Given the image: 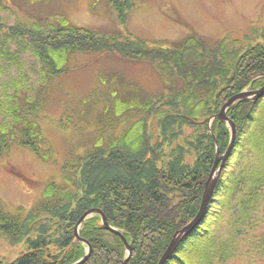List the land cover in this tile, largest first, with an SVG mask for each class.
Wrapping results in <instances>:
<instances>
[{
  "label": "trees",
  "instance_id": "16d2710c",
  "mask_svg": "<svg viewBox=\"0 0 264 264\" xmlns=\"http://www.w3.org/2000/svg\"><path fill=\"white\" fill-rule=\"evenodd\" d=\"M112 4L124 24V7L130 1L112 0ZM163 45L130 34L78 27L66 18L12 26L0 19V57L19 64V57L30 52L40 62L47 82L65 74L71 58L79 53H115L126 60L147 61L168 82H183L171 95L139 107L138 115L144 116L108 146L97 141L66 169L61 183L46 185L35 208L18 207L11 212L0 200V234L12 244L27 245V253L0 264L78 262L86 254L84 245L62 257L74 241L78 220L94 208L102 210L109 224L133 244L128 264H159L175 232L196 217L216 159L215 139L223 155L231 133L218 120L210 134L207 123L195 124L191 119L213 117L234 95L264 85V44L247 47L225 38L212 49L191 36L170 47ZM46 83L36 97L26 96L9 107L12 122L0 123L1 149L25 147L41 161L50 160L41 114ZM22 85L17 86L13 100H18ZM118 102V115L137 107L134 102ZM228 115L238 128L232 153L205 217L166 264H226L239 256L247 235L256 237L254 231L264 223V97L255 104L239 103ZM185 126L194 128V134L185 136ZM188 155L194 156L193 163L187 162ZM99 220L92 217L80 230L93 247L85 264H122L126 258L123 238L99 228ZM251 243L262 246L264 233Z\"/></svg>",
  "mask_w": 264,
  "mask_h": 264
},
{
  "label": "rangeland",
  "instance_id": "374dc122",
  "mask_svg": "<svg viewBox=\"0 0 264 264\" xmlns=\"http://www.w3.org/2000/svg\"><path fill=\"white\" fill-rule=\"evenodd\" d=\"M117 1H130V6L124 7V24L112 0H0V19L12 26L17 22L51 23L66 18L78 27L130 34L151 43L163 42L166 47L191 36L212 49L225 38L247 47L264 44V0ZM68 67L65 74L47 82L40 62L30 52L19 57V64L0 57V123L12 122L9 107L20 104L26 96L36 97L47 82L46 105L41 114L50 160L41 161L25 147L0 148V200L11 212L18 207L35 208L46 185L61 183L66 169L88 154L97 141L108 146L144 116L138 115L142 106L183 87L179 80L168 82L152 63L126 60L115 53L75 54ZM19 84H23V90L15 101L11 96ZM119 100L134 102L137 107L118 115ZM184 132L190 136L194 128L185 126ZM186 159L193 163L194 156ZM263 233L264 223L254 231L258 237ZM257 236L247 235L239 256L226 264H264V244L254 247L251 243ZM23 253H27V245L12 244L0 234V261H15Z\"/></svg>",
  "mask_w": 264,
  "mask_h": 264
},
{
  "label": "water",
  "instance_id": "95a60500",
  "mask_svg": "<svg viewBox=\"0 0 264 264\" xmlns=\"http://www.w3.org/2000/svg\"><path fill=\"white\" fill-rule=\"evenodd\" d=\"M263 97H264V85L260 89H257V90H249V89L244 90L234 95L233 97H231L228 100V102L222 107L219 114H216L213 117H210L207 119H203L201 121H194L191 119V122L195 124L207 123L210 134H213L212 125L215 120H218L220 123L226 125L229 128L230 133H231L230 144H229L227 151L223 155H221L219 147H218V143L216 139L214 138L216 147H217L216 159H215L213 169L209 175V178L205 183V190L203 193L199 212L189 224H187L184 228L175 232V234L171 238V242L166 252L163 254L162 258L160 259L159 264H166L169 261L172 255L175 254V252L178 250L179 246L194 232V230L200 225V223L202 222L203 218L206 215L207 208L210 204L211 199L214 196V193L219 184V181H220L222 172L224 170V167L226 165V162L232 153V150L234 148V145L237 139L238 128H237V125L230 119L228 115L229 110L233 106L239 103L255 104ZM94 216L100 217V220L98 221L99 228H101L102 230H106L114 234H117L123 238L125 248H126V258L122 264H128L133 254V251H132L133 244L129 243L127 239L125 238V236L119 230H117L116 228L112 227L109 224L107 217L102 210L96 209V208L85 212L81 216V218L78 220L75 226V230H74V241L68 248L65 249V252L62 258H64L68 253L73 252L76 249V247L80 245H84L87 248V251H86L85 256L74 264H85L91 258L92 253H93V247L90 242H88L87 240L81 237L80 230L83 224Z\"/></svg>",
  "mask_w": 264,
  "mask_h": 264
},
{
  "label": "flooded vegetation",
  "instance_id": "af4514ba",
  "mask_svg": "<svg viewBox=\"0 0 264 264\" xmlns=\"http://www.w3.org/2000/svg\"><path fill=\"white\" fill-rule=\"evenodd\" d=\"M257 45H258V44H257ZM257 45H256V46H257ZM254 47H255V46H254ZM249 90H252V89H249ZM256 90H257V89H256Z\"/></svg>",
  "mask_w": 264,
  "mask_h": 264
}]
</instances>
